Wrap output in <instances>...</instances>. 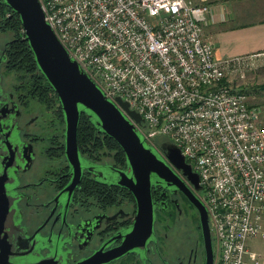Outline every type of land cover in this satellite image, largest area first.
<instances>
[{
  "label": "flooded vegetation",
  "instance_id": "flooded-vegetation-1",
  "mask_svg": "<svg viewBox=\"0 0 264 264\" xmlns=\"http://www.w3.org/2000/svg\"><path fill=\"white\" fill-rule=\"evenodd\" d=\"M19 20L0 0V264H208L200 190L161 151L176 179L151 172L145 210L120 182L144 179L87 113L73 165L62 103Z\"/></svg>",
  "mask_w": 264,
  "mask_h": 264
},
{
  "label": "built area",
  "instance_id": "built-area-1",
  "mask_svg": "<svg viewBox=\"0 0 264 264\" xmlns=\"http://www.w3.org/2000/svg\"><path fill=\"white\" fill-rule=\"evenodd\" d=\"M206 0H40L69 55L161 151L179 147L200 179L214 240V264H262L248 240L264 238V124L235 89L257 66L220 60L203 37Z\"/></svg>",
  "mask_w": 264,
  "mask_h": 264
},
{
  "label": "water",
  "instance_id": "water-1",
  "mask_svg": "<svg viewBox=\"0 0 264 264\" xmlns=\"http://www.w3.org/2000/svg\"><path fill=\"white\" fill-rule=\"evenodd\" d=\"M20 18L25 40L34 54L35 61L49 83L56 91L63 106L67 123V154L73 165H79L77 135L81 117L89 114L94 117L98 128L110 135L124 150L134 175L144 183L142 189L132 188L130 178L122 177V183L136 193L140 209L151 208L147 188L150 184V173L168 182L176 179L174 171L161 159V152L152 146L130 120L143 125L142 116L130 108L128 101L118 97L119 105L110 100L103 90L82 69L60 42L51 25L47 22L40 0H5ZM93 120V119H92ZM166 159L177 169L182 170L191 183L201 190L199 175L186 162L181 149L170 141L161 144ZM200 211L204 226L207 246L208 264H214V250L210 237L209 217L205 205L201 202Z\"/></svg>",
  "mask_w": 264,
  "mask_h": 264
},
{
  "label": "crops",
  "instance_id": "crops-1",
  "mask_svg": "<svg viewBox=\"0 0 264 264\" xmlns=\"http://www.w3.org/2000/svg\"><path fill=\"white\" fill-rule=\"evenodd\" d=\"M205 4L210 13L203 37L213 43L217 59H264V0H206ZM248 248L260 254L264 264V238H251Z\"/></svg>",
  "mask_w": 264,
  "mask_h": 264
},
{
  "label": "rangeland",
  "instance_id": "rangeland-1",
  "mask_svg": "<svg viewBox=\"0 0 264 264\" xmlns=\"http://www.w3.org/2000/svg\"><path fill=\"white\" fill-rule=\"evenodd\" d=\"M18 31H22V27L20 26L19 28V25ZM256 65L257 66L246 73L244 78L235 77L230 84H232L235 89L243 90L247 93L249 105L258 109L264 120V59L260 62L258 61ZM115 150L116 149H113V151L111 150L112 155L115 153ZM248 241H250V239Z\"/></svg>",
  "mask_w": 264,
  "mask_h": 264
},
{
  "label": "trees",
  "instance_id": "trees-1",
  "mask_svg": "<svg viewBox=\"0 0 264 264\" xmlns=\"http://www.w3.org/2000/svg\"><path fill=\"white\" fill-rule=\"evenodd\" d=\"M18 25H19V28H20V26H21L20 20H19ZM21 27H22V26H21ZM241 91H243V90H241ZM243 92H245V91H243ZM245 93H246V92H245ZM246 94H247V93H246ZM84 119H85V116L83 115V116L81 117V121H80V125H81V126H79V129H80V130H83V129L88 128L87 126H85Z\"/></svg>",
  "mask_w": 264,
  "mask_h": 264
}]
</instances>
